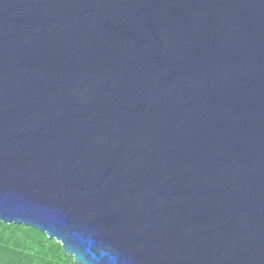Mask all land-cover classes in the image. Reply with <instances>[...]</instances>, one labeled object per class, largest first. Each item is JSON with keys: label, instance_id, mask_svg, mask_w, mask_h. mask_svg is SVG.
<instances>
[{"label": "water", "instance_id": "95a60500", "mask_svg": "<svg viewBox=\"0 0 264 264\" xmlns=\"http://www.w3.org/2000/svg\"><path fill=\"white\" fill-rule=\"evenodd\" d=\"M0 222L75 264H264V0H0Z\"/></svg>", "mask_w": 264, "mask_h": 264}, {"label": "trees", "instance_id": "16d2710c", "mask_svg": "<svg viewBox=\"0 0 264 264\" xmlns=\"http://www.w3.org/2000/svg\"><path fill=\"white\" fill-rule=\"evenodd\" d=\"M0 264H75L60 244L37 230L0 222Z\"/></svg>", "mask_w": 264, "mask_h": 264}]
</instances>
